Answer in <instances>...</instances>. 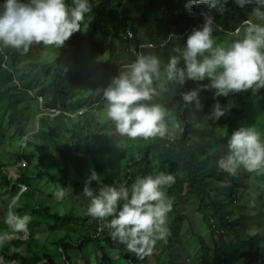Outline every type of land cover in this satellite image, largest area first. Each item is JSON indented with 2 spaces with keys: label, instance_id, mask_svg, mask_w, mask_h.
<instances>
[{
  "label": "trees",
  "instance_id": "trees-1",
  "mask_svg": "<svg viewBox=\"0 0 264 264\" xmlns=\"http://www.w3.org/2000/svg\"><path fill=\"white\" fill-rule=\"evenodd\" d=\"M3 2L0 0V4ZM66 3L71 6V0H66ZM189 3L190 0H89L92 10L85 14L81 31L73 34L64 47L33 45L26 55H21L16 50L0 46V108L8 120L14 118L16 135L12 137L18 147L13 154L21 152L26 162V167L17 168L16 179L9 178L0 167V189L5 193L2 202L8 209L12 198L19 195L18 206L12 210L19 216L32 217L28 226L33 227V221L36 225L43 224L47 231L45 242L51 238L46 243L60 249L64 264H72L69 252H78L85 258L90 256L89 250L95 254L94 264H118L117 260H123L124 264H136V258L127 250L115 257L111 255L110 251L117 243L108 234L107 220H94L86 213L79 216L72 206L65 208L60 205L63 210L67 209L63 213L58 204L47 208L45 203L50 197L43 195L32 184L33 179L45 178L51 185L65 186L79 201L85 181L93 170L101 177L102 184H108L106 177L113 175L111 170L117 171L119 167L117 172L121 177L115 181L116 187H130L137 177L155 176L161 172L173 175L175 182L164 191L173 202L170 213L182 222L187 219L175 214L178 204L176 194L180 195V191L184 190L197 202V214L212 244V248H201L202 264H264L262 237L249 235L244 217L234 211L238 200H245V197L238 192L226 191L228 203L234 205L228 209L225 204L214 202L213 195L223 190V182L230 185L236 183L231 175L217 167V163H212L211 158L215 148L227 142L234 130L256 120V105L258 111H264L262 89L256 94L248 90L227 97H215L214 90L202 91L200 100L203 110L194 113L183 104L180 94L196 88L198 83L204 85L209 81H187L184 86H178L167 81L162 73L161 78L154 79L153 83L157 94L144 103L159 104L165 109L166 135L147 140L124 136V146H115L122 152L121 156L111 162L107 160L108 156L114 157L108 144L116 143L105 139V132L112 133L115 127L110 120L98 123L94 108L105 106L102 92L98 90L107 88L121 68L135 61L141 51L158 56L163 69L168 57L175 54L172 48L185 46L192 29L203 25L200 13L207 12V8L194 4L188 7ZM222 6L225 9L222 15L215 11L211 13L216 26L213 37L216 45L227 46L243 35L237 30L243 28L245 20H251L255 5L240 8L228 2ZM86 24L87 29L83 31ZM169 36H174V39L169 41ZM83 39L85 45L81 46ZM148 44L153 47L141 48V45ZM84 53L90 58L105 54V60L91 65L89 74H82ZM40 79L44 82L41 83ZM25 86L34 92V97L22 88ZM27 101L33 103L30 110L28 105H23ZM217 102L225 115L219 121H213L207 116ZM38 108L57 110L60 114L54 118L37 119ZM71 114H76V119L68 116ZM170 116L174 119L172 125L177 132L170 130ZM36 126L37 132L28 140L26 148H22L21 140ZM3 129L0 123V143ZM219 131H226V134L219 136ZM64 136L65 144H62L60 138ZM48 144L53 152L49 151ZM223 146L227 149V144ZM2 151L0 149L3 167ZM260 173L256 172L253 179L258 191L260 181L256 174ZM183 176L184 180L181 179ZM262 180L264 183V177ZM262 183L260 185L264 189ZM94 184L98 183L92 181L91 186ZM21 185L25 186V191L19 193ZM252 192L248 190L250 196ZM260 201L264 202V190ZM187 221L189 235L196 236L201 244L199 232ZM167 227L170 233L166 238L168 245L179 239V230L176 227L172 230L171 223ZM28 230L25 240L13 238L0 245V264H55L54 258L45 252L44 245L40 246ZM6 231L18 237L24 234L12 233L8 226H0V233ZM76 232L79 234L74 240L71 236ZM226 240L231 243H225ZM208 256L211 258L208 259Z\"/></svg>",
  "mask_w": 264,
  "mask_h": 264
},
{
  "label": "clouds",
  "instance_id": "clouds-1",
  "mask_svg": "<svg viewBox=\"0 0 264 264\" xmlns=\"http://www.w3.org/2000/svg\"><path fill=\"white\" fill-rule=\"evenodd\" d=\"M231 2L240 8L255 5L251 15L260 23L245 20L243 35L227 46L215 44L213 33L216 30L213 11L222 15V5ZM207 8L201 12L204 23L193 28L187 36L186 45L174 46V55L168 57L161 69L162 61L151 52L141 51L135 61L126 64L116 77H113L102 92L105 101L106 117L113 122L120 136L131 139L164 137L168 131L165 122V109L151 101L157 94L153 87L154 79L165 76L167 81L184 86L187 81L202 82L194 89L181 93L183 104L193 112L203 110L200 93L214 90L215 97H227L233 93L264 89V0H190L191 5ZM218 5H220L218 7ZM89 0H4L0 4V46L16 50L26 55L33 45L62 48L73 34L81 31L85 14L91 12ZM174 36H169V41ZM151 48L153 45H141ZM182 65V66H181ZM16 84L17 81H14ZM54 112L57 115L52 116ZM81 113V112H79ZM60 114L53 109H39L40 117L54 118ZM76 114L68 115L73 118ZM225 115L220 103L212 107L208 119L219 121ZM29 132V137L37 132ZM21 147L26 148V138ZM255 127H239L227 141V152L217 161V167L235 176L243 169L248 173L264 170V140ZM17 166L10 160L11 167H26L22 153H18ZM1 164V163H0ZM3 169L2 164L0 165ZM16 168V171H17ZM6 172V170H3ZM7 173V172H6ZM9 178L16 179V173ZM92 181L100 186L91 187ZM175 177L164 172L158 175L137 177L130 187L102 184L95 170L91 172L83 187L82 197L88 201L86 214L94 220H107L109 236L114 243L123 245L138 260L151 256L158 241L166 240L169 229L167 217L172 211L173 202L166 197L164 188L171 186ZM19 193L25 191L21 185ZM63 190L56 193L62 198ZM19 195L12 198L10 211L5 223L12 233H24L29 217L19 216L12 209L18 206ZM111 218V219H109ZM10 239L9 232L0 233V245Z\"/></svg>",
  "mask_w": 264,
  "mask_h": 264
},
{
  "label": "rangeland",
  "instance_id": "rangeland-1",
  "mask_svg": "<svg viewBox=\"0 0 264 264\" xmlns=\"http://www.w3.org/2000/svg\"><path fill=\"white\" fill-rule=\"evenodd\" d=\"M4 1V0H3ZM200 23L203 24L204 18H200ZM251 20L253 22L258 21L256 17L252 16ZM87 29V24L83 26V31H86ZM85 45V39L81 41V46ZM106 49V48H104ZM106 51V50H105ZM105 53V52H104ZM101 60H105V54L104 56H96L94 58H90L86 56V53H84V61L82 66V74H89V68L91 65L100 62ZM25 69V68H23ZM95 77V76H94ZM40 82L43 83L44 80L40 79ZM38 84V83H36ZM35 84V85H36ZM24 90L30 92L31 90H28L27 87H22ZM30 89V88H29ZM254 94H256L257 90H252ZM262 91H264L262 89ZM30 96L34 97L35 94L34 92H30ZM30 104L29 101L24 102L23 105H28V110H30ZM106 105L99 108L96 107L94 108V113L97 115L98 123L104 124L108 123L109 119L106 117V111H105ZM259 107L256 105V111H257V116L256 120L251 122L250 125L247 123L243 124V127H255L257 131H259L262 134V140H264V111H258ZM173 109L171 110V112ZM4 110L0 108V123L2 124L3 129V137L0 143V149L3 150L1 155L3 159L5 160V163L3 165V170H6L7 173H9V176H14L16 173V166L11 167L8 165V161L12 160L17 163V166H21L22 161L18 160V155L13 154L15 150L18 147V144L16 142V139L13 138L12 136L16 135V130H15V121L14 118H10L8 120L7 116L4 117ZM74 118V117H73ZM72 118V119H73ZM76 119V118H74ZM168 121L170 123V130L173 132V130L176 131L174 125H172L174 119L172 116L168 118ZM177 132V131H176ZM204 132H206L204 130ZM219 136L220 135H225L226 131H219L218 132ZM123 137L120 136L116 130L114 132H105V139L108 141H113L116 144H108V148L112 150V154L114 157L108 156L107 160L109 162L113 161V158L115 157H120L122 152L119 151L116 147L122 148L124 146L123 142ZM200 137V136H199ZM29 134L26 138V140H29ZM65 139L66 136L60 138V141L62 144H65ZM99 140V139H98ZM208 141V140H206ZM28 142V141H27ZM90 143V141H89ZM104 143L101 142V145ZM92 143H90L91 146ZM227 142H224L223 144L219 145L211 154L212 158V163H217L219 158L223 155L226 154L227 149L225 148V145ZM50 145V144H48ZM48 149L50 152H53L52 146H48ZM214 145V143H212ZM96 146H98L96 144ZM116 146V147H115ZM86 164L89 165V161L86 159ZM36 163V162H34ZM43 163H46V159H43ZM23 165V164H22ZM109 170V169H108ZM120 170V167H119ZM119 170H117L119 172ZM116 171V169L111 170V173L113 175L109 174L107 178V183L108 185H113L115 184V181L120 179V174ZM260 174H256V178H259L260 183H262V178L264 177V170L260 171ZM119 176H114L118 175ZM254 176L255 173H248L247 171L241 169L237 173V175L232 176V178L235 180V185H230L228 183L223 182L221 185L223 186V190H220L218 194L213 195L214 202H220L225 204L224 207L232 208V204L228 203V194L227 192L231 191L232 193H241L244 197L245 200L239 199L238 203L235 204V213L237 215H242L244 217V223L247 227V232L249 235H259L262 237V247L264 248V202L260 201L261 195L263 193V186L258 184V187H260V192L258 189L256 190V184L254 182ZM181 179L184 180V176L181 177ZM135 181V179H134ZM35 187H37L38 190L42 192L43 195L49 196L50 199L45 203V206L47 208L50 207H55L58 204V208L61 213L65 212L67 209H62L60 205H63L65 208L72 206V209L74 210L75 214L77 215H84L86 213L87 207H88V201L81 197L79 201L75 200V197L70 194V190L65 187V186H54L51 185L47 179L41 178L38 181H35L33 179L32 183ZM264 185V183H262ZM94 190H98L99 185L94 184L91 186ZM229 189V190H228ZM252 190V195L248 193V190ZM60 190H63L64 195L62 198H57L56 193ZM227 191V192H226ZM258 191V192H257ZM237 193V194H238ZM216 195V196H215ZM5 196L4 190L0 189V226H7L5 223V219L7 217V213L10 211L9 208L3 204L2 200ZM179 196V197H178ZM176 197L178 199V204L175 206V214H181L183 215L187 220L192 225L193 229H196L197 233L199 232L200 234V240L201 244H199L198 238L196 236H193L192 234L189 235L188 231V221L184 220V222L181 221L179 217L174 218V214L169 213L167 217V224H172V230L173 227H176V229L179 230V239L174 241L172 244H168L166 240L163 241H158L153 253L151 256L146 257L144 260H138L134 254L133 255L136 258V264H202L201 262V248H212L211 240L209 237H207V229L202 223L199 214H197V202L193 200V198L189 197L188 194L184 190L180 191V195L176 194ZM7 209V210H6ZM30 217L29 219H31ZM176 219V223L174 220ZM29 222H31L29 220ZM28 222V223H29ZM32 225L27 224V229L28 231H31L33 234V238L37 241V243L41 246L42 244L44 245V249L46 253H49V255L54 258L55 264H64L62 254L60 253V249L58 250L56 247L51 246L47 244L46 242L51 241V238L49 241L45 242V239L47 237V231L46 228L43 226V224L40 222V225H36L35 221L32 222ZM174 223V224H173ZM5 224V225H4ZM30 224V223H29ZM10 234V239L13 238H19L21 241L25 240L27 237V233L24 232V234L20 237ZM79 232H76L74 235L71 236L72 239H76L77 235ZM225 243L230 244V240H226ZM202 246V247H201ZM234 247V246H233ZM235 248V247H234ZM89 250V249H88ZM125 248L123 245L116 244V247L113 251H110L112 256H116V254H124ZM11 251V250H10ZM119 251V252H117ZM89 257L82 258V255L78 252H69L68 255L71 258L72 264H94L95 259H94V253L92 250H89ZM211 256H208V259H210ZM118 264H124L123 260H117ZM240 264V263H238Z\"/></svg>",
  "mask_w": 264,
  "mask_h": 264
},
{
  "label": "built area",
  "instance_id": "built-area-1",
  "mask_svg": "<svg viewBox=\"0 0 264 264\" xmlns=\"http://www.w3.org/2000/svg\"><path fill=\"white\" fill-rule=\"evenodd\" d=\"M58 114V112H54V114H52V116H55V115H57Z\"/></svg>",
  "mask_w": 264,
  "mask_h": 264
}]
</instances>
